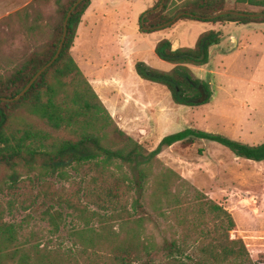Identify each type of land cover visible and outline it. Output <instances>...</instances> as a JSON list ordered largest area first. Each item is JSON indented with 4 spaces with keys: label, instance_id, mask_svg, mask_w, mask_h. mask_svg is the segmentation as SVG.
I'll return each mask as SVG.
<instances>
[{
    "label": "trees",
    "instance_id": "16d2710c",
    "mask_svg": "<svg viewBox=\"0 0 264 264\" xmlns=\"http://www.w3.org/2000/svg\"><path fill=\"white\" fill-rule=\"evenodd\" d=\"M227 1L165 0L159 11L146 15L147 29L141 28L151 33L179 13L183 14L176 21L264 22V15L211 18L227 9L264 13V0H232L259 10L227 8ZM75 2L61 4L62 21L52 39L23 59L8 62L10 68L0 74V98L17 96L54 57L65 18ZM90 2L84 0L71 14L58 58L31 88L19 100L0 99V168L6 171L2 184L10 190L22 189L27 182L41 187L37 195L29 191L30 197L20 200L23 210L38 211L40 197L53 201L41 210V218L47 223L44 230L31 226V213L15 222L6 220V210L0 209V264H253L232 213L177 171L163 166L159 156L177 142L205 139L227 147L237 157L261 162L264 141L251 145L220 133L185 128L164 136L148 150L127 134L71 54ZM220 35L209 30L200 36L195 48L177 50L172 49L169 39H162L156 53L177 66L163 72L137 62L136 70L143 79L165 85L176 104L207 103L213 94L211 86L195 77L189 64H205L209 48L219 43ZM203 48L205 56L201 59ZM200 87L207 94L201 104L197 103ZM23 109L69 138H59L32 122L17 120V113ZM85 167L95 173L89 182L94 184L93 191L99 190L95 203L102 212L78 206L46 183L52 177L74 183ZM17 201L16 197L9 200L8 212L14 211ZM69 218L70 227L64 237L61 232Z\"/></svg>",
    "mask_w": 264,
    "mask_h": 264
},
{
    "label": "crops",
    "instance_id": "0c3cea01",
    "mask_svg": "<svg viewBox=\"0 0 264 264\" xmlns=\"http://www.w3.org/2000/svg\"><path fill=\"white\" fill-rule=\"evenodd\" d=\"M157 2L91 0L77 29L71 54L117 125L135 136L136 129L151 130L160 121H173L176 117L172 114L175 115L176 110L181 112L183 107H188H177L175 102H167L169 94L159 91L156 88L158 83L143 79L136 70V64L141 62L140 57L149 60L154 54L160 62L170 64L173 70L177 64L160 58L156 53L160 40L169 39L173 50L195 48L204 32L214 30L221 33V39L209 48L208 61L203 65L189 64V67L195 77L210 84L211 97L233 100L245 106L247 113H254V131L248 129L237 133V140L251 145L262 143L264 22L243 24L228 20L202 22L180 19L167 28L144 33L141 18ZM148 60L145 63L151 67ZM165 89L167 87L164 86ZM137 137L141 141L144 139L142 135ZM236 222L240 225L237 219ZM241 225L246 228V224ZM243 232L252 254L264 252V246L253 240V234L247 229Z\"/></svg>",
    "mask_w": 264,
    "mask_h": 264
},
{
    "label": "rangeland",
    "instance_id": "374dc122",
    "mask_svg": "<svg viewBox=\"0 0 264 264\" xmlns=\"http://www.w3.org/2000/svg\"><path fill=\"white\" fill-rule=\"evenodd\" d=\"M70 1L60 2L65 6ZM61 4L58 0H0V74L10 68L7 65L10 60L23 59L53 38L56 27L62 21ZM226 6L259 10L256 7L235 4L232 0H228ZM32 27L36 30H32ZM146 60L147 57H140L141 62L145 63ZM148 61L154 70L169 72L173 68L167 62H160L154 54L150 55ZM164 86L161 83L156 84L159 91L169 94L170 97H166V101L174 103L172 94L167 89L165 91ZM172 116L176 117L173 121H160L151 130L136 129L135 136L124 131L145 148L152 150L164 136L185 128L207 130L223 135L228 133L230 134L228 137L239 139L237 133H244L248 129L254 131L255 124L254 113H247L245 106L236 104L233 100H223L221 97L216 99L211 97L209 102L201 105L183 107L181 112L176 110L175 115ZM178 116L180 118H177ZM16 118L32 122L59 138H69L68 134L53 130L24 109L17 113ZM138 135L144 136L143 141L137 137ZM159 158L163 166L174 169L188 182L226 207L235 220L239 221L240 225L236 223L241 235L247 229L253 234L255 238L253 240L264 246V161L255 162L237 157L227 147L205 139L177 142L165 148ZM72 173L76 175L75 172ZM5 174L6 171L0 168V209L6 210V220L21 222L31 213L32 216L29 218L31 226L41 230L46 229L47 223L41 218V210L53 201L40 197L36 205L41 206L38 211L23 210L20 200L29 198V191L37 195L41 187L38 184L30 186L27 182V185L21 186L22 189L10 190L2 184ZM94 174V171L85 167L77 175L74 183L56 177L48 178L46 183L51 190L71 198L78 206H88L92 210L101 211L95 203L99 190L93 191L94 184L89 182ZM14 197L18 200L17 206L10 213L7 211L8 202ZM70 219L61 232L64 237L67 236ZM242 223L246 224V228L241 225ZM251 256L253 264H264V252L251 253Z\"/></svg>",
    "mask_w": 264,
    "mask_h": 264
},
{
    "label": "water",
    "instance_id": "95a60500",
    "mask_svg": "<svg viewBox=\"0 0 264 264\" xmlns=\"http://www.w3.org/2000/svg\"><path fill=\"white\" fill-rule=\"evenodd\" d=\"M84 0H76V2L71 6V8L69 9L68 13H67V16L65 18V21H64V29H63V34H62V38H61V41L59 43V47L57 49V52L56 54L54 55V57L50 60V62H48L45 66H43L31 79L30 81L28 82V84L25 86V88L17 95V96H14V97H1L0 99L3 100V101H16V100H19L30 88L31 86L33 85V83L38 79V77L49 67L53 64V62L58 58L62 48H63V45H64V42H65V39H66V36H67V24H68V20H69V17L71 16V14L74 12V10L76 9V7L82 3ZM165 0H162L161 3L159 4L158 7L156 8H153L151 10H148L147 12H145L141 18V24L143 26L144 29H147V27L144 26V19L146 17V15L148 13H152V12H157L161 9L163 3H164ZM183 13H179L177 14L176 16H174L170 21L160 25V26H157L156 29H161V28H165L167 26H170L172 23H174ZM226 14H232V15H237V16H243V17H256V16H259V15H264L261 14V13H248V12H242V11H238V10H221V11H218L217 13H215L213 16H211V18H215V17H218V16H221V15H226ZM148 29H151V28H148ZM205 56V50L203 48L202 50V55H201V59ZM201 88V96L200 98H198L197 100V103H203L205 102L206 98H207V94L205 92V90Z\"/></svg>",
    "mask_w": 264,
    "mask_h": 264
}]
</instances>
